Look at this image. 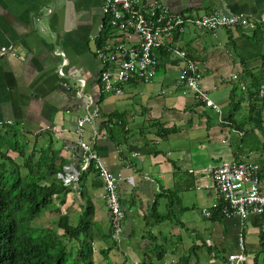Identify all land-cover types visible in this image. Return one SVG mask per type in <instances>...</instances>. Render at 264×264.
<instances>
[{
    "label": "crops",
    "instance_id": "1",
    "mask_svg": "<svg viewBox=\"0 0 264 264\" xmlns=\"http://www.w3.org/2000/svg\"><path fill=\"white\" fill-rule=\"evenodd\" d=\"M161 1L177 12L218 10L250 20L215 32L189 26L176 37L205 64L201 85L214 106L177 83L183 63L165 49L157 53L151 81H129L121 94L105 90L96 54L107 20L103 0H0L1 143L26 141V155L53 145L60 183L53 210L73 224L87 222L94 264H226L228 254L240 250L242 231L248 263L264 264V211L245 221L225 216V201L206 169L234 159L256 162L264 191V101L258 95L264 0ZM96 107L84 139L120 176L125 217L116 239L101 179L94 168H83L77 132L80 118ZM114 118L121 123L110 125Z\"/></svg>",
    "mask_w": 264,
    "mask_h": 264
},
{
    "label": "built area",
    "instance_id": "2",
    "mask_svg": "<svg viewBox=\"0 0 264 264\" xmlns=\"http://www.w3.org/2000/svg\"><path fill=\"white\" fill-rule=\"evenodd\" d=\"M102 8L107 20L100 24V33L107 29L110 31L108 40L97 46L96 54L103 63L99 80L105 90L121 94L124 84L129 81H151L159 65L157 53L165 49L183 63L177 83L192 89L199 99L213 106L214 102L201 85L205 64L180 47L176 37L189 26L215 32L237 25H251L250 20L241 14L216 10L193 15L174 11L161 0H103ZM2 50L6 51L7 47H2ZM258 95L264 101V84L260 85ZM98 114L99 108L96 107L86 112L78 122L79 144L85 153L83 168L95 163L108 185V204L114 216L116 231H120L124 216L117 189L120 176L106 168L93 149L92 141L84 139V125L93 122ZM116 121L114 118L109 124L113 125ZM220 121L228 123L223 117H220ZM206 169L213 177L220 197L225 201V216L237 215L245 221L250 215L264 211V191L261 188L258 163L234 159L210 164ZM70 177L79 179L76 173H71ZM203 212L210 214L211 211L205 208ZM228 259L230 264H248L242 252L232 253Z\"/></svg>",
    "mask_w": 264,
    "mask_h": 264
},
{
    "label": "trees",
    "instance_id": "3",
    "mask_svg": "<svg viewBox=\"0 0 264 264\" xmlns=\"http://www.w3.org/2000/svg\"><path fill=\"white\" fill-rule=\"evenodd\" d=\"M109 31L105 30L99 43L106 41ZM1 142L3 139L0 140V264H94L95 250L87 222L73 224L67 214L53 207L49 210L59 212V218L52 219V223L41 220L42 210L52 204L60 186L54 169L58 153L53 145L39 151L35 147L26 155L28 142ZM9 149L23 159L9 155L6 151ZM52 149L54 153L50 152ZM109 217L112 238L116 239L123 233L124 225L116 233L114 216ZM162 255L163 251L159 252V261ZM226 264H230L228 258Z\"/></svg>",
    "mask_w": 264,
    "mask_h": 264
},
{
    "label": "clouds",
    "instance_id": "4",
    "mask_svg": "<svg viewBox=\"0 0 264 264\" xmlns=\"http://www.w3.org/2000/svg\"><path fill=\"white\" fill-rule=\"evenodd\" d=\"M104 164V163H103ZM105 165V164H104ZM106 166V165H105ZM89 168H94L95 169V171L100 175V173L98 172V170L96 169V167H95V165H94V163H92V164H90L89 165V167H87V168H85V169H89ZM107 168V167H106ZM108 169V168H107ZM109 171H111L110 169H108ZM112 172V171H111ZM117 189H118V185H117ZM118 195H119V191H118ZM119 200H120V206H121V209L123 210V207H122V203H121V198H120V195H119ZM106 201H107V206H108V209H109V211H110V214H112V210H111V208H110V206H109V204H108V196H107V193H106ZM211 211V210H210ZM123 212H124V210H123ZM212 212H210V214H211ZM206 214V213H205ZM224 214V213H223ZM209 215V214H208ZM125 217V212H124V216H123V218ZM122 225H123V223H122ZM122 225H121V228H122ZM122 230H120V232H121ZM119 231H117L116 233H120ZM120 236H121V234H120ZM119 236V237H120ZM240 239H241V241H239V245H240V250L238 251V252H235V253H240V252H242L243 254H245V256H246V262L248 263V257H247V255H246V249H245V243L243 242V237H240ZM230 254H232V253H230ZM230 254H228V256H227V258H229V255ZM162 264H172L171 262H164V263H162ZM249 264V263H248Z\"/></svg>",
    "mask_w": 264,
    "mask_h": 264
},
{
    "label": "rangeland",
    "instance_id": "5",
    "mask_svg": "<svg viewBox=\"0 0 264 264\" xmlns=\"http://www.w3.org/2000/svg\"><path fill=\"white\" fill-rule=\"evenodd\" d=\"M50 207H53V204L48 205V207L46 206V208H44L42 210V212H41V214L43 215V217L41 218L42 221H46L48 223H52L51 221L54 218H53V215L50 214V212H49V211H51V210H49Z\"/></svg>",
    "mask_w": 264,
    "mask_h": 264
},
{
    "label": "bare ground",
    "instance_id": "6",
    "mask_svg": "<svg viewBox=\"0 0 264 264\" xmlns=\"http://www.w3.org/2000/svg\"><path fill=\"white\" fill-rule=\"evenodd\" d=\"M86 170V169H85ZM98 175V177H100V179H101V182H102V184H103V188H104V190H105V193H108L109 192V189H108V185L106 184V182H105V180L103 179V177L101 176V175H99V174H97ZM75 180H77V179H75ZM118 183H120V180L118 181Z\"/></svg>",
    "mask_w": 264,
    "mask_h": 264
}]
</instances>
